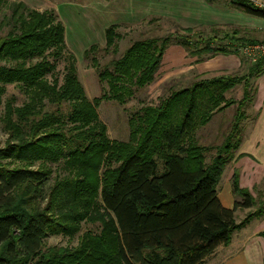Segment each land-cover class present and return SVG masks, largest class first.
<instances>
[{"label": "trees", "instance_id": "16d2710c", "mask_svg": "<svg viewBox=\"0 0 264 264\" xmlns=\"http://www.w3.org/2000/svg\"><path fill=\"white\" fill-rule=\"evenodd\" d=\"M227 1L264 20V9L249 0ZM2 8L8 15L0 21V30L6 29L0 36V123L6 135L0 148V264H204L229 244L234 231L254 217L264 219V200L239 188L236 174L231 190L239 202L225 208L216 193L225 167L236 157L241 123L255 95L250 81L264 74V58L241 78L199 79L157 106L141 107L129 120L128 141L116 142L99 121V104H123L132 96L131 87L151 85L169 46L187 53L199 43L173 35L137 41L101 68L98 46L91 45L82 57L107 90L89 100L55 11L7 0H0ZM115 29L111 25L104 32L105 53L115 50ZM224 38L242 46L256 43ZM212 43L207 40L188 57L202 63L238 56L237 50ZM58 60L64 61L60 81L53 77ZM239 85L240 99H225ZM6 86L23 95L22 105L13 95L2 100ZM232 105L235 114L221 143L200 144L196 129ZM249 208L255 210L236 223L235 211ZM86 222L98 224V231L82 233L75 248H44L48 236Z\"/></svg>", "mask_w": 264, "mask_h": 264}, {"label": "rangeland", "instance_id": "374dc122", "mask_svg": "<svg viewBox=\"0 0 264 264\" xmlns=\"http://www.w3.org/2000/svg\"><path fill=\"white\" fill-rule=\"evenodd\" d=\"M11 2H21L27 8L37 11H47L51 9V5H55L59 2H65L64 6L65 14L61 17V21L65 27V34L67 28L71 31V41L74 40L77 27L80 32L84 34V41L81 42L85 47H78L77 49H71L68 43L65 42L66 52H70L75 57V67L77 76L81 82L85 94L89 100L99 98L106 92L107 88L98 81L95 69L91 67L89 61H86L82 57V52L88 49L91 45L98 46V53L95 55L98 67H103L112 59H118L125 50L137 41H144L151 38H163L169 35L178 37H188L191 41L199 43L198 46L189 47L187 53H192L198 47H203L207 40L214 39V47H224L225 49L231 48L238 51V56H216L212 61L208 59L202 63H196V58H189L188 54L178 45L169 46L162 57L160 67L155 75L154 82L143 88L137 89L131 87L132 96L125 99L123 104H118L114 101H102L96 109L99 121L106 127V135L109 140L116 142L126 143L129 139L130 125L129 120L144 106H157L159 101L167 97L172 91L179 90L190 86L194 81L199 79H211L217 77H243L247 74L248 68L255 63L252 59L243 54L242 46L235 40L228 39H248L254 40L256 43L264 41V21L260 19L252 20L249 23L243 25L235 24H223L216 25L214 27H196L193 28L192 33L184 32L185 26L179 25L167 17H155L150 15V9L142 11H136L133 4L131 11L138 13L133 16V20H127L124 17V6L130 5V0H7ZM48 3H47V2ZM134 1V0H131ZM255 6L260 5L256 0H249ZM126 2V4H124ZM70 4H76L75 7ZM69 5V6H68ZM83 5V6H81ZM264 6V5H262ZM74 18L69 14L70 11H75ZM3 15H8L6 8L0 9V21ZM253 21V22H252ZM108 23L116 25L115 33L118 35L114 41L115 50L104 52L105 41L104 35L102 37V31L108 26ZM6 29L0 30V36H3ZM65 41V36H64ZM76 43V44H81ZM194 45V44H192ZM76 48V47H75ZM83 48V49H81ZM194 53V52H193ZM258 59V58H256ZM208 62V63H207ZM64 66L63 60L56 61L53 77H57L60 81L62 77V69ZM203 67L209 69L202 72ZM47 78L51 80L48 75ZM255 80L250 81V85H254ZM242 87L235 86L230 91L224 94L225 99H232L237 101L241 97ZM8 95H13L16 99V105H22L24 100L23 95L14 87L6 86V94L3 96L4 100ZM205 104V103H204ZM200 109V112L205 111V105ZM236 107L232 105L225 110L215 113L209 122L204 127H198L196 129V136L200 144L217 145L220 144L225 132H227L233 115L235 114ZM214 111V110H213ZM253 111L249 108L246 109L245 119L241 123L240 135L243 136L247 132L251 118L253 117ZM1 116V107H0ZM6 140V135L1 130L0 123V148L3 147ZM213 155V151L205 155V162L209 161V158ZM54 168V167H53ZM221 186V188H220ZM218 189V190H217ZM216 189V193L227 191L230 196L232 195L230 185L227 184L225 176H222L220 183ZM255 198L259 201L264 200V181L256 187L253 192ZM233 207V203L230 204L229 209ZM237 209L236 211H238ZM254 208L241 209L240 214L235 216V221L239 222L244 218L247 212H253ZM235 211V212H236ZM258 222H249L243 229L233 232L231 235V243L229 250H219L213 256H209L204 264H220L224 256H229L232 252L245 247V243L249 245L246 251L249 257H259L258 264H264V244L258 243V239L250 234L249 239L247 236H243L250 230L258 228ZM264 230V227L260 228ZM90 231L96 233L98 231V224L82 223L81 227L78 226L76 230H70L62 232L58 235H50L44 240V248H75L79 237L82 233ZM242 235V236H241ZM235 241L233 240L234 237ZM236 243L235 248L233 247ZM219 248V247H218ZM233 249V250H232ZM224 251V252H223ZM224 253V254H222ZM247 256V257H248Z\"/></svg>", "mask_w": 264, "mask_h": 264}, {"label": "crops", "instance_id": "0c3cea01", "mask_svg": "<svg viewBox=\"0 0 264 264\" xmlns=\"http://www.w3.org/2000/svg\"><path fill=\"white\" fill-rule=\"evenodd\" d=\"M256 1L261 6L264 5V0H256ZM134 3L136 4V6H134V9H136V11L150 9L149 14L152 16L161 17V18L167 17L169 20H172L179 25L191 29L196 27L197 28L203 27V26L204 27L207 26L211 28L216 25H223V24L243 25L245 23H249L251 19L252 20L260 19L241 12L237 8L233 7L230 4V2L227 0H215V2L213 3H207L204 0H134V1L130 0V5L124 6V10L126 11L124 13V17L127 20V22H129L128 20H133L134 19L133 16H136L138 14L136 12L133 13L131 11V8H133ZM124 4H126V2ZM70 5L75 7L76 4H70ZM64 6H66L65 2H59L56 3L55 5H51L50 7L55 11L59 20L65 14V10L63 9ZM77 10L78 9H76L73 12L69 10V14L74 17V13ZM74 18H78V17H74ZM60 22L62 23L61 20ZM111 25L112 23L111 24L108 23L107 28ZM79 27H77V29L75 27L76 35L73 41H71V31L69 29V26L67 28L66 35H64L65 42L68 43L70 46H72L71 47L72 50L77 49L82 45L83 42H85L84 34L80 32ZM105 30L102 31V37L104 35ZM64 34H65V27H64ZM76 43H81V44H76ZM81 47H85V45L84 46L82 45ZM227 57H233V56H227ZM213 59L215 58L209 60L212 61ZM208 69H209L208 67H203L201 70L202 72H205ZM254 80H255L254 83L255 95H254L253 103L249 108L254 112L253 117L251 118V122L249 124L247 132H245V134L241 136V142L238 147L236 157L225 167L221 175V178L222 176H225L226 182L228 185H230V189H231V179L232 176L236 174L239 188L246 189L253 197H255L253 195V192L255 191L256 187L261 183V181H264V74H261L259 77H257ZM246 119H248L247 116ZM232 195L233 196H230L227 191H222L219 193L217 192V198L219 199L221 205L225 208H229L231 203L234 204L235 202L240 201L239 197L235 196L233 193ZM239 210L235 212V216L237 214H240ZM251 221L258 222L259 225L258 228L250 230L246 234H243V236H247L246 238L247 240L249 239L250 234L254 235L258 239V241L256 242L264 244V238L260 236L261 233H264V230L260 229L261 227H264V219L254 217L249 222ZM249 222H247L243 227H241L238 230L243 229L246 225L248 226ZM235 238L236 236L233 239L234 241ZM230 243H231V239L228 245L220 246L210 256H213L215 253H218L219 250L228 251L229 250L228 247ZM235 245L236 243L234 242L233 245L234 248ZM244 246L245 247H242L241 249H238L232 252L231 254H228L229 256H224L220 264H258L260 261L259 257L258 258L249 257L246 253L247 249H249L248 248L249 245L247 244V242L245 243Z\"/></svg>", "mask_w": 264, "mask_h": 264}, {"label": "built area", "instance_id": "2783aa9c", "mask_svg": "<svg viewBox=\"0 0 264 264\" xmlns=\"http://www.w3.org/2000/svg\"><path fill=\"white\" fill-rule=\"evenodd\" d=\"M256 7L264 9V6L261 5ZM241 50L243 54L250 57L252 61H256V58H264V41L252 45H246Z\"/></svg>", "mask_w": 264, "mask_h": 264}]
</instances>
